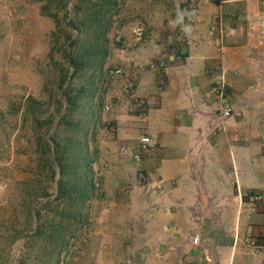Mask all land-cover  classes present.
<instances>
[{
	"label": "rangeland",
	"instance_id": "374dc122",
	"mask_svg": "<svg viewBox=\"0 0 264 264\" xmlns=\"http://www.w3.org/2000/svg\"><path fill=\"white\" fill-rule=\"evenodd\" d=\"M204 1L0 0V264H199L165 242L130 159L151 141L121 140L115 115Z\"/></svg>",
	"mask_w": 264,
	"mask_h": 264
},
{
	"label": "crops",
	"instance_id": "0c3cea01",
	"mask_svg": "<svg viewBox=\"0 0 264 264\" xmlns=\"http://www.w3.org/2000/svg\"><path fill=\"white\" fill-rule=\"evenodd\" d=\"M240 2L245 10L255 7L253 1ZM197 6L196 24L181 32L185 44H171L165 57L158 56L165 62L162 69L138 75L136 94L145 98V112L115 115L117 133L121 140L131 142L142 134L151 141L149 153L135 165L147 172L151 207L162 218L169 247L188 248L197 233L201 242L193 247L199 264L207 258L220 264H264V202L252 203L255 195L264 197L259 142L264 132V49L251 54L241 32L228 38L218 31L235 15L232 3L205 0ZM220 64L230 102L239 112L222 125L207 74ZM248 239L260 255L246 247Z\"/></svg>",
	"mask_w": 264,
	"mask_h": 264
},
{
	"label": "built area",
	"instance_id": "2783aa9c",
	"mask_svg": "<svg viewBox=\"0 0 264 264\" xmlns=\"http://www.w3.org/2000/svg\"><path fill=\"white\" fill-rule=\"evenodd\" d=\"M255 1V7L254 9L246 10L242 15H240V25L243 29L244 36L248 41H252V48L254 50H259L264 48V0H254ZM236 23H232L229 25L226 29V31L222 32L220 30L222 36H227L228 38H232L237 35L238 33V26L235 25ZM136 35L138 37H141L142 32L140 30H137ZM164 67L163 63L158 64L157 66H153L151 69H162ZM224 65H216L209 69L208 76L211 79L212 82V90L214 91V94H216L218 98V108L216 112V118L218 119L219 125H222L223 122L233 116L234 111L231 107V104L229 102V98L227 96V82L224 79V72L223 69ZM122 71L116 70L110 72L111 76H121ZM132 97V88L131 92ZM107 109V107H106ZM131 112H135L139 115H143L145 111V101L142 99H135L132 107L129 109ZM145 141H148V139L144 138ZM260 147L264 153V132L262 134V137L260 138ZM151 149V145H148L144 142L137 143L132 148V151L130 152V159L134 163H140L145 155L149 153ZM127 151H125L126 153ZM139 182H144L146 180V177L143 173H139L138 176ZM263 197L260 195L254 196L253 201L256 204H261L263 202ZM201 242V237L198 234H195L192 237V245L198 246ZM247 247L252 248L254 253H261L260 249L257 247L255 242L252 239L247 240ZM203 264H220L217 261H213L212 259H205Z\"/></svg>",
	"mask_w": 264,
	"mask_h": 264
},
{
	"label": "clouds",
	"instance_id": "9594fccd",
	"mask_svg": "<svg viewBox=\"0 0 264 264\" xmlns=\"http://www.w3.org/2000/svg\"><path fill=\"white\" fill-rule=\"evenodd\" d=\"M184 15H185V13L183 12V11H178L177 12V19L175 20V21H173V24H178V23H182L183 22V19H184ZM241 27V26H240ZM225 29H227V28H225ZM241 29V28H240ZM239 29V30H240ZM188 29L187 28H185V31H187ZM226 31V30H225ZM238 32H240V31H238ZM225 36V35H224ZM227 37V36H226ZM210 69V68H209ZM209 69L207 70V74H208V71H209ZM227 96H228V98H229V84L227 83ZM145 101V100H144ZM229 102H230V99H229ZM230 104H231V102H230ZM132 106H130L129 107V109L131 108ZM231 107H232V104H231ZM128 109V111L131 113V114H134V115H139V114H137V113H135V112H131L130 110ZM145 109H146V102H145ZM232 109H233V107H232ZM233 111H234V114H233V116H231L230 118H232V117H235V116H238L239 115V112L238 111H235L234 109H233ZM145 112V111H144ZM216 112H217V109H216ZM144 114V113H143ZM216 116V115H215ZM230 118H228V119H230ZM228 119H226V120H228ZM225 120V121H226ZM152 147V146H151ZM263 152V151H262ZM264 154V153H263ZM145 158V157H144ZM143 161V160H142ZM136 164H138V163H136ZM255 196H257V195H255ZM260 196H262V195H260ZM254 197V196H253ZM252 197V198H253ZM263 197V196H262ZM263 199H264V197H263ZM263 202H264V200H263ZM262 202V203H263ZM252 203L255 205L256 203L254 202V201H252ZM261 203V204H262ZM199 235V234H198ZM194 236V235H193ZM191 244H192V239H191ZM192 246H194V245H192ZM199 246V245H198ZM194 247H197V246H194ZM246 247H247V241H246ZM249 249H251L252 250V248H249ZM253 253H254V251H253ZM254 254H256V255H260L261 253H259V254H257V253H254ZM209 259H211V258H209ZM213 260V259H212ZM204 261H205V259H203V261L200 263V264H203L204 263ZM214 261V260H213ZM217 262H219V261H217ZM220 263V262H219Z\"/></svg>",
	"mask_w": 264,
	"mask_h": 264
},
{
	"label": "water",
	"instance_id": "95a60500",
	"mask_svg": "<svg viewBox=\"0 0 264 264\" xmlns=\"http://www.w3.org/2000/svg\"><path fill=\"white\" fill-rule=\"evenodd\" d=\"M183 50V49H182ZM183 52V51H182Z\"/></svg>",
	"mask_w": 264,
	"mask_h": 264
}]
</instances>
